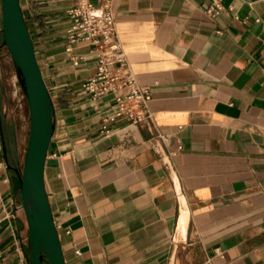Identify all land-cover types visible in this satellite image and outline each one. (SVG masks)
Here are the masks:
<instances>
[{"label": "crops", "instance_id": "obj_1", "mask_svg": "<svg viewBox=\"0 0 264 264\" xmlns=\"http://www.w3.org/2000/svg\"><path fill=\"white\" fill-rule=\"evenodd\" d=\"M19 1L54 106L44 183L65 263L264 264V0L213 15V0H94L151 92L143 121L108 133L112 96L81 85L114 52L69 42L71 0ZM5 92L0 71V264H32Z\"/></svg>", "mask_w": 264, "mask_h": 264}, {"label": "water", "instance_id": "obj_2", "mask_svg": "<svg viewBox=\"0 0 264 264\" xmlns=\"http://www.w3.org/2000/svg\"><path fill=\"white\" fill-rule=\"evenodd\" d=\"M0 3L2 44L11 55L29 111L28 141L18 179L31 262L42 264L45 260L49 264H66L44 183L45 160L54 131L53 102L35 56L20 1L0 0Z\"/></svg>", "mask_w": 264, "mask_h": 264}, {"label": "built area", "instance_id": "obj_3", "mask_svg": "<svg viewBox=\"0 0 264 264\" xmlns=\"http://www.w3.org/2000/svg\"><path fill=\"white\" fill-rule=\"evenodd\" d=\"M68 9L71 23L66 30L69 42H88L105 45L113 56L98 50L96 71L82 82V92L97 99L112 96L109 112L102 119L100 131L108 133L112 125L120 123L137 124L148 115L150 90L141 85L129 68L117 37L114 17L107 5H97L92 0H71ZM222 9V0H213L206 12L213 15ZM15 202L4 207V216L13 215Z\"/></svg>", "mask_w": 264, "mask_h": 264}, {"label": "rangeland", "instance_id": "obj_4", "mask_svg": "<svg viewBox=\"0 0 264 264\" xmlns=\"http://www.w3.org/2000/svg\"><path fill=\"white\" fill-rule=\"evenodd\" d=\"M0 18H1V3H0ZM0 71L2 74V82L6 93V112L16 117L18 123L23 124V139L19 142V169L23 167L26 146L29 134V111L26 98L19 84L16 70L11 58V55L4 45L0 50ZM28 241V236L26 237ZM48 264V262H45Z\"/></svg>", "mask_w": 264, "mask_h": 264}, {"label": "trees", "instance_id": "obj_5", "mask_svg": "<svg viewBox=\"0 0 264 264\" xmlns=\"http://www.w3.org/2000/svg\"><path fill=\"white\" fill-rule=\"evenodd\" d=\"M1 27H2V16H1V18H0V32H1V34H2ZM22 168H23V167H22ZM22 168H20V169L18 168V174L21 173ZM42 264H45V260L42 261Z\"/></svg>", "mask_w": 264, "mask_h": 264}]
</instances>
